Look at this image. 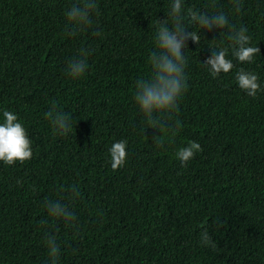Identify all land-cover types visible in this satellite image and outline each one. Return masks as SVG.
<instances>
[{
	"label": "trees",
	"instance_id": "1",
	"mask_svg": "<svg viewBox=\"0 0 264 264\" xmlns=\"http://www.w3.org/2000/svg\"><path fill=\"white\" fill-rule=\"evenodd\" d=\"M72 2L0 0V122L3 110L15 113L33 149L24 164L0 162V264H50L48 234L58 237V264H264V91L250 97L235 79L243 68L264 88V0H243L240 14L232 0H184L185 10L225 12L261 51L250 64L229 51L235 67L213 78L203 62L220 30L186 18L201 42L184 50L187 91L171 121L182 127L162 147L134 94L171 0H98L92 27L70 37ZM81 48L91 50L88 70L72 79L67 64ZM53 103L71 117L67 136L45 119ZM120 140L127 162L113 171L109 148ZM190 141L203 150L182 166L176 152ZM74 184L80 197L70 202L64 190ZM61 197L78 229L48 217L45 199ZM205 229L214 250L201 246Z\"/></svg>",
	"mask_w": 264,
	"mask_h": 264
},
{
	"label": "clouds",
	"instance_id": "2",
	"mask_svg": "<svg viewBox=\"0 0 264 264\" xmlns=\"http://www.w3.org/2000/svg\"><path fill=\"white\" fill-rule=\"evenodd\" d=\"M209 7H215V0H210ZM244 7L243 0H232L234 14H240ZM98 0H73L69 9L65 12V34L75 37L87 32L92 27V17L98 13ZM166 19L156 21L155 42L156 50L150 54L149 64L151 73L147 78L136 81L134 101L139 108L148 129H153L159 134L154 137V143L163 146L166 139L171 140L182 127L179 120L175 125L171 123L174 115L179 111V102L187 91V57L185 49L188 42L199 44L201 35L197 31H188L190 27L185 23L198 26L200 30H220L219 43L211 40V55L203 62L213 78H218L222 73L228 74L235 67L231 56L240 64L253 63L257 54H260L258 46L251 45V36L245 26L237 27L231 23L228 14L223 11L209 13L193 8L185 10L184 0H171L169 9L166 11ZM94 36L102 33L94 31ZM226 37L229 46H222ZM91 50L81 48L79 58L72 59L67 64L66 74L72 79L82 78L88 70V57ZM235 79L238 87L255 98L258 92L264 91L261 87L260 77L254 72L245 71L241 68L236 72ZM3 122H0V162L12 166L17 163L24 164L33 157L32 141L28 131L19 121L18 116L3 110ZM53 129L54 135L67 136L72 132L71 117L59 110L55 103L45 113ZM201 145L196 141H190L187 146L176 152L177 159L182 166L194 158L197 152L202 151ZM110 165L113 171L124 167L127 162V141L120 140L109 148ZM67 199L75 202L80 197L78 185H72L64 190ZM63 197L58 199H45L44 208L48 217L55 223L63 221L65 227L78 229V218L70 207L62 202ZM42 226L47 225V220L41 221ZM58 237L48 234L45 237V246L48 249L50 264H58L61 254ZM201 246L211 247L216 244L207 229L200 234Z\"/></svg>",
	"mask_w": 264,
	"mask_h": 264
}]
</instances>
